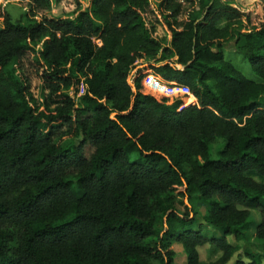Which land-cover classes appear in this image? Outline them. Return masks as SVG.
<instances>
[{"label": "trees", "instance_id": "trees-1", "mask_svg": "<svg viewBox=\"0 0 264 264\" xmlns=\"http://www.w3.org/2000/svg\"><path fill=\"white\" fill-rule=\"evenodd\" d=\"M7 1L0 264H175L173 242L186 264H226L252 209L264 252V0H91L41 19L51 0H15L28 6L17 20ZM232 40L259 81L224 58ZM144 70L145 83L155 75L191 95L145 92ZM185 198L208 205L203 221L219 235L196 227ZM206 243L219 252L210 262L199 257ZM259 251L234 264H261Z\"/></svg>", "mask_w": 264, "mask_h": 264}, {"label": "rangeland", "instance_id": "rangeland-1", "mask_svg": "<svg viewBox=\"0 0 264 264\" xmlns=\"http://www.w3.org/2000/svg\"><path fill=\"white\" fill-rule=\"evenodd\" d=\"M90 1L91 0H51V5H50L49 9H47L43 13L36 12L35 13L36 18L41 19L44 15L50 16V17L67 16V15H70L72 13V11H74V9L76 8V6H78V4L81 6V8H84V7H87L89 5ZM0 2H6V0H0ZM77 2H78V4H77ZM232 3L233 4L240 3V5L243 6L244 8H247L248 6L251 5L250 0H233ZM252 7H253V5H252ZM5 9L10 13L12 20H17L18 18H21V16L24 14L25 10L27 11L28 6L24 2H17L15 0H12V1L9 0L6 3ZM0 26H2L1 15H0ZM167 38H169L168 33H167ZM223 54H224V58L226 60H229L235 66V68L241 72V74L244 77H246L248 79L259 81V77L251 70L249 63L247 61V58L242 53L237 51L235 42L233 40L230 42H227L223 45ZM135 63L137 66H141L143 68L145 67V63H143V61H141V60H138ZM26 65H28L27 72L29 73V78L31 80V90L33 91L35 96L39 97L41 80H40V78H38L33 65L31 63H27ZM143 73H145V77H144L145 89H144V91L145 92H148V91L154 92V94L157 98H161L162 96H165L164 92H165L166 88L168 87L169 82H166V81L156 77L155 75L154 76L151 75L148 78L151 80V82L145 83V78L147 77V74L149 72H148V70H144ZM153 82L157 83V86H158L157 89L151 87L153 85L152 84ZM82 87H83V85H82ZM160 88H162L163 91L160 90ZM81 90H83V89L81 88ZM175 97H178L177 93L170 94L168 96V101H171L172 98H175ZM62 129H64V128H62ZM223 145H224V139L223 138H218L217 140H215L209 147V158H211V159L218 158V156H219L218 152L222 149ZM184 203H186V205L193 208V210L195 212V217H196V224L195 225L197 227L200 224V229L204 234H206L208 236L213 235V234H215V235L220 234L219 230L207 225L203 221V216L207 211V206H208L207 204H205V203H203L197 199L188 200L187 198L184 199ZM261 203H262L261 208L263 209L264 208V198L261 199ZM249 220L253 224V226L251 225L250 232H247L245 240L238 242L239 249L231 256V258L227 261L226 264H234L235 261L239 257L243 258L245 251H249V252L259 251V247H258L259 244L258 243H260V242L254 238V234H253L254 233V225L261 220V214H260L259 210L252 209L250 211ZM227 240L230 243H234V244L237 243V241L235 240L233 235H228ZM172 248L175 252L174 263L175 264H185V252L182 248L181 243L173 242ZM198 252H199L200 260H202L204 262L213 261L219 255V252L215 251L210 246V244H208V243H206L202 246H199ZM259 252H261V251H259ZM261 253H262V257H263L261 264H264V252H261ZM245 261H246V259H245ZM152 264H155V263H152Z\"/></svg>", "mask_w": 264, "mask_h": 264}, {"label": "built area", "instance_id": "built-area-1", "mask_svg": "<svg viewBox=\"0 0 264 264\" xmlns=\"http://www.w3.org/2000/svg\"><path fill=\"white\" fill-rule=\"evenodd\" d=\"M81 88L83 89V87ZM80 92H82V90ZM174 93H177L178 96L190 95L189 90L185 86L178 84V83L169 82V85L166 88L164 94L166 97H168L170 94H174Z\"/></svg>", "mask_w": 264, "mask_h": 264}, {"label": "crops", "instance_id": "crops-1", "mask_svg": "<svg viewBox=\"0 0 264 264\" xmlns=\"http://www.w3.org/2000/svg\"><path fill=\"white\" fill-rule=\"evenodd\" d=\"M253 226V225H252ZM218 230V229H217ZM250 230H251V228L248 230V232H250ZM215 235V234H214ZM232 244H234V243H232ZM183 258V257H182ZM186 258V257H185ZM243 260H245V258L243 257ZM202 261V260H201ZM202 262H204V261H202ZM210 262V261H209ZM185 264H186V259H185Z\"/></svg>", "mask_w": 264, "mask_h": 264}]
</instances>
